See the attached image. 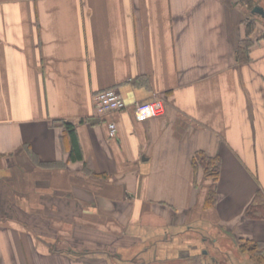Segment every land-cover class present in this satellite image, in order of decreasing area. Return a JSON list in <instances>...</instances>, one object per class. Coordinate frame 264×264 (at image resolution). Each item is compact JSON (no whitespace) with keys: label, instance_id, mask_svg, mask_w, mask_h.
<instances>
[{"label":"crops","instance_id":"1","mask_svg":"<svg viewBox=\"0 0 264 264\" xmlns=\"http://www.w3.org/2000/svg\"><path fill=\"white\" fill-rule=\"evenodd\" d=\"M256 6L0 0V264H264L233 253L251 242L264 258V218L245 215L264 197ZM107 89L126 109L100 118L93 97ZM153 98L163 112L135 120ZM197 154L219 162L212 198Z\"/></svg>","mask_w":264,"mask_h":264},{"label":"trees","instance_id":"2","mask_svg":"<svg viewBox=\"0 0 264 264\" xmlns=\"http://www.w3.org/2000/svg\"><path fill=\"white\" fill-rule=\"evenodd\" d=\"M248 30L247 33H251L254 29L253 22H249L247 26ZM250 45V41L245 39L243 41H240L237 50H236V55L237 59L240 62H246L248 60V47ZM63 125L69 129L70 137H71V142H72V148H71V153L70 156L76 155V157H80L79 153V147L76 141L75 133L73 131V126L69 123H63ZM193 166L201 167L204 175L206 178L211 179L212 185H211V192H210V197L212 198L213 196V187L215 185V182L218 178V173H219V162L216 158H206L203 157V155L197 154L195 157V160L193 161ZM245 215L249 218L252 219H260L264 218V197L263 195L258 192L255 197L253 198L252 202L249 204ZM242 248H247V250L250 253V256L252 259H255L256 262L258 263H263L264 258H263V250L259 248L258 244L251 243V242H244L241 246Z\"/></svg>","mask_w":264,"mask_h":264},{"label":"built area","instance_id":"3","mask_svg":"<svg viewBox=\"0 0 264 264\" xmlns=\"http://www.w3.org/2000/svg\"><path fill=\"white\" fill-rule=\"evenodd\" d=\"M93 106L97 116L106 118L114 113L126 109L125 102L120 94L114 89H107L98 92L93 97ZM163 112L162 100L153 98L150 101L137 103L133 109V116L137 121H144L157 117ZM106 126L109 136L115 138L117 135V124L113 120H107Z\"/></svg>","mask_w":264,"mask_h":264},{"label":"rangeland","instance_id":"4","mask_svg":"<svg viewBox=\"0 0 264 264\" xmlns=\"http://www.w3.org/2000/svg\"><path fill=\"white\" fill-rule=\"evenodd\" d=\"M252 4L250 3L249 4V6H251ZM250 22H253V25H255V22H257L260 26H259V28H260V30L262 29V31H264V23L259 19V18H253V19H250ZM263 26V27H262ZM10 201H11V198L9 199ZM39 220H41L40 221V226H39V228H40V230L38 231L40 234H43V235H51V236H53L54 237V234L53 233H51L52 231H51V228H49V227H45V221L46 220H43L42 221V219H39ZM56 229V228H55ZM58 238L60 239L61 238V236H58ZM244 244V243H243ZM227 244H225V246H226ZM228 246V245H227ZM242 246V245H241ZM239 247L238 248V251H234L233 253L235 254V255H237V257L239 258V259H243V258H249L251 261H256L255 259H252L251 258V256H250V253H249V251L247 250V248H242V247ZM228 248L230 249V250H232V247H230V246H228ZM239 252V253H238ZM241 254H243L244 255V257L243 258H240V255ZM248 259V260H249ZM258 263V262H257Z\"/></svg>","mask_w":264,"mask_h":264},{"label":"water","instance_id":"5","mask_svg":"<svg viewBox=\"0 0 264 264\" xmlns=\"http://www.w3.org/2000/svg\"><path fill=\"white\" fill-rule=\"evenodd\" d=\"M252 12H256V13H259L262 16H264V11L261 8L257 7V6L254 7V9L252 10Z\"/></svg>","mask_w":264,"mask_h":264}]
</instances>
